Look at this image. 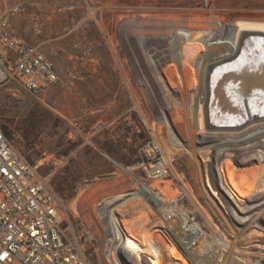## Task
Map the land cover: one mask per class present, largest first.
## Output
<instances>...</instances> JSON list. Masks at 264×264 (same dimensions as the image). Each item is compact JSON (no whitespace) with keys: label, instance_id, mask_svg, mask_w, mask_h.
<instances>
[{"label":"rangeland","instance_id":"rangeland-1","mask_svg":"<svg viewBox=\"0 0 264 264\" xmlns=\"http://www.w3.org/2000/svg\"><path fill=\"white\" fill-rule=\"evenodd\" d=\"M15 4L21 9L10 19L14 32L53 59L59 81L39 94L3 85L4 130L42 173L51 175L68 214L93 233L99 264H109L102 254L108 231L101 208L110 198L116 204L124 202L119 210L130 218L125 220L129 232L138 239L144 234L163 264L171 260L183 264L160 230L162 225L156 224L161 210L156 207L154 213L143 199L132 197L134 177L140 171L126 163L139 154L150 133L168 146L171 137L181 144L177 151L169 147L175 157L173 179L187 180L205 197L206 175L212 181L230 175L242 188L235 190L239 198L250 202L248 197L256 196L264 158L240 160V153L229 155L220 149L216 154L211 141L189 151L187 124L174 115L186 88L177 74H189L193 66L201 71L204 58L224 49L236 20H264V0H0V14ZM220 22H231L221 27L220 44L201 40ZM180 31L182 41L171 43ZM201 88L198 82L191 91L195 95ZM199 92L204 94L203 88ZM232 118L237 128L239 121L233 114L227 124ZM205 126L217 127L216 123ZM245 204L241 201L240 206ZM138 219L141 227L133 224ZM256 223L249 231L264 242V234L257 235L264 233L260 229L264 223ZM139 253L142 261L154 264L149 252Z\"/></svg>","mask_w":264,"mask_h":264},{"label":"built area","instance_id":"built-area-1","mask_svg":"<svg viewBox=\"0 0 264 264\" xmlns=\"http://www.w3.org/2000/svg\"><path fill=\"white\" fill-rule=\"evenodd\" d=\"M20 9L15 4L0 14V88L15 85L39 94L59 81L58 70L39 45L14 32L10 19ZM169 147L177 151L181 144L169 137V146L164 145L150 133L126 167L140 171L130 193L143 199L154 213L157 208L161 210L162 218L156 224L162 225L159 229L183 264H264V242L249 231L258 220L264 223V218L248 227L239 224L235 214L242 199L237 190L223 183L224 178L212 181L206 175L205 197L187 180L173 179L175 157ZM121 203L110 198L102 205L108 231L102 254L109 264H117V260L121 264H148L137 249L142 248L145 235L138 239L129 232L125 220L130 218L122 215ZM110 214L116 217V224H107ZM140 221L133 222L135 227L142 226ZM146 240L142 249L157 260L154 252L160 253ZM123 241L130 245L128 252L122 247ZM98 249L93 233L68 214L51 175L42 173L39 165L23 154L0 121V264H99L94 256H99ZM169 264L181 263L171 260Z\"/></svg>","mask_w":264,"mask_h":264},{"label":"bare ground","instance_id":"bare-ground-1","mask_svg":"<svg viewBox=\"0 0 264 264\" xmlns=\"http://www.w3.org/2000/svg\"><path fill=\"white\" fill-rule=\"evenodd\" d=\"M227 23L231 22H220L218 27L211 28L205 35H202L201 40L220 44L219 31ZM182 31L178 32L180 35L177 33L174 35L171 43L176 40L182 41L184 38ZM182 48L186 51L190 50L184 45ZM203 64L201 71H194L195 66H193L191 73L187 74V71H182L177 74L183 88L184 86L186 88L182 90L179 97L181 101L178 102L180 108L176 109L174 116L181 118L187 124L190 136L189 151H194L197 145L211 141L214 147H210L216 154L220 149L223 150L220 152H226L229 155L240 153L238 156L240 160L264 158V152H261L264 150V20L233 22L224 49L204 58ZM175 66L177 72L178 64ZM192 72L195 73L193 76H197L196 79H193ZM184 74L186 77L183 79ZM194 81L196 84L198 82L201 84L204 94L199 92L202 88L197 94L192 93L191 90L195 87ZM176 98L172 97L174 101H177ZM231 114L239 121L237 128H234L232 124L234 118L227 124ZM215 123L217 127L205 126V124L211 126ZM260 173L257 181L258 193L254 197H248L250 202L242 199L248 204L239 205L236 209V221L247 227L254 224L257 219L264 218V198L261 199L264 195V170ZM228 177L230 178L225 179L223 183L225 184L226 181L227 185H231L240 192L242 189H240V184L230 175ZM207 183L212 186L210 181ZM109 218L107 224H116L117 219L114 215L110 214ZM115 231H117L116 228ZM144 240L146 244V238ZM122 243L124 244H122L123 249L128 252L130 245L126 241ZM137 249L143 251L141 247ZM154 254L157 258L153 260L154 264H160L158 253L154 252ZM137 264L142 263L139 261Z\"/></svg>","mask_w":264,"mask_h":264},{"label":"trees","instance_id":"trees-1","mask_svg":"<svg viewBox=\"0 0 264 264\" xmlns=\"http://www.w3.org/2000/svg\"><path fill=\"white\" fill-rule=\"evenodd\" d=\"M3 127V126H2ZM4 129V128H3ZM4 132L8 135V136H10L5 130H4ZM11 137V136H10Z\"/></svg>","mask_w":264,"mask_h":264}]
</instances>
